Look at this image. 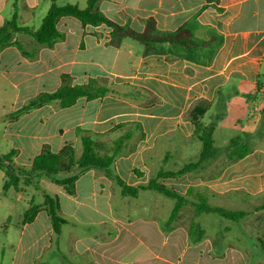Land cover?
Masks as SVG:
<instances>
[{"label": "crops", "instance_id": "obj_1", "mask_svg": "<svg viewBox=\"0 0 264 264\" xmlns=\"http://www.w3.org/2000/svg\"><path fill=\"white\" fill-rule=\"evenodd\" d=\"M82 1L87 0L55 3L79 6ZM49 5V0H0V27L14 18L18 27L36 30ZM96 7L136 32L143 31L147 20L159 34L185 27L195 46L185 50L154 44L144 54L138 42L111 38L105 25H82L71 16L58 19L51 47L16 32L21 49L15 44L0 49V94L10 93L14 102L0 117V140L14 151L16 167L28 168L44 148L58 153L68 145L77 157L79 129L103 135L98 141L108 144L118 135L110 131L113 126L137 122L144 138L132 139L127 147L133 151L118 157L114 168L126 185H145L156 170H167L163 166L171 152L166 148L174 146L182 160L196 155L194 127L184 115L199 100L208 103L201 118L205 124L211 106L216 112L209 118L237 110V137L251 152L231 163L219 161L225 155L218 153L196 173L161 179L180 195L192 188L172 221L174 200L166 210L164 199L149 190L122 196L96 169L79 174L71 194L56 183L65 174L41 175L28 185L1 189L2 216L16 211L21 218L12 235L4 232L2 250L10 253L0 255V264H264V0H100ZM65 78L70 85L111 81L120 94L80 97L66 108L52 101L10 117L27 103L22 101L57 90ZM160 141L163 154L156 151ZM0 178L4 182L2 171ZM197 193L207 206L245 215L231 221L195 213ZM44 194L56 199L65 222L58 233L42 206ZM29 206L39 208L23 223Z\"/></svg>", "mask_w": 264, "mask_h": 264}, {"label": "trees", "instance_id": "obj_2", "mask_svg": "<svg viewBox=\"0 0 264 264\" xmlns=\"http://www.w3.org/2000/svg\"><path fill=\"white\" fill-rule=\"evenodd\" d=\"M56 0H49L50 5L43 16L39 27L31 30L27 27H18L15 19L6 21L0 27V49L8 45L15 44L19 49L20 45L14 40L16 32H24L30 35L36 43L45 47H51L58 33L56 23L63 16H71L77 19L82 25H105L110 28L111 38H128L138 42L145 48L144 54L149 51V46L154 44H168L179 46L185 50H190L195 46L191 32L185 27H179L176 31L167 34L157 33L152 20H147L142 32H136L130 28L120 26L104 14L97 10V3L100 0H87L84 8H79L74 4L57 5ZM65 82L55 91L50 93H41L27 101L22 107L10 115L11 118L17 117L29 110L43 106L52 101L58 102L61 108L71 106L78 98L83 97L87 100L102 97L110 91L104 84L97 83L96 80H89L86 84L70 85ZM101 83V82H100ZM207 104L204 100H199L186 111L184 119L188 120L194 127L193 137L200 142L201 149L196 161H188L177 168L156 170L154 175L150 176L145 185L128 186L116 174L114 168L115 160L133 151V146L127 147L132 139L142 140L144 133L141 125L137 122H124L113 126L110 131H115L118 135L108 144L99 142L98 139L103 135L93 134L87 130H77L79 135L81 152L76 157L73 149L66 145L58 153H52L44 148L35 156L28 168L16 167L12 162L14 151L6 154H0V171L4 174L2 191L9 188H17L19 184L28 185L32 179L41 175L54 176L60 172L65 174L64 178L56 179V183L65 187L67 193L73 192V182L79 174L89 169L101 171L107 178L111 179L120 189L122 196L135 197L138 192L149 190L159 193L166 198L175 201L171 210L168 221H172L178 210L183 206L185 198L190 195L192 188H188L184 195H180L174 190L163 185L160 180L163 178H176L186 173H196L203 168L206 162L215 160L217 151L213 146L212 135L214 132L213 123H203L201 118L206 111ZM251 149L248 144L239 141V137L231 138L224 153L225 160L228 163L235 162L247 155ZM139 174L138 171H133ZM199 203L193 204L195 213L217 214L224 219L238 221L245 212L239 210H229L222 207H210L203 201L202 195L196 194ZM42 206L45 208L55 233L60 231L61 226L65 223L58 214L57 201L54 197L47 194L43 195ZM38 206H29L23 212V223L29 222L38 210ZM264 209V205L261 207Z\"/></svg>", "mask_w": 264, "mask_h": 264}, {"label": "rangeland", "instance_id": "obj_3", "mask_svg": "<svg viewBox=\"0 0 264 264\" xmlns=\"http://www.w3.org/2000/svg\"><path fill=\"white\" fill-rule=\"evenodd\" d=\"M86 6V2L82 1V3L80 2L79 4V8H84ZM133 44H136V42L131 41ZM104 84L107 88H109L110 91L115 92L116 94H118L119 92L117 91V89L112 85L111 81H105L102 83ZM120 94V93H119ZM23 99V98H21ZM28 100L22 101V103H26ZM237 102V100H235ZM21 102V101H20ZM13 99H12V95L10 93H5V94H0V117L3 116V114H5L6 112H8L10 110V106L13 104ZM209 109V112H207V114L213 113L215 114L216 109L214 106H211ZM206 114V116L204 115L203 117V121L207 122V123H213L215 126V130L213 132L212 135V139H213V146L215 147L217 153H225L226 151V145L228 143V140L231 138H234L236 136H238V128L236 126L235 120L237 119V117L239 116V112L237 110H230L228 112H225V114L222 117H218V118H209V116ZM2 125L0 122V133L2 130ZM164 142L160 141L157 145V152L158 153H162L165 150L164 147ZM247 144V143H246ZM251 144V143H250ZM250 146V145H248ZM200 149V143L199 141L194 142V152L198 153V150ZM9 145H6V143L1 142L0 140V154H6L9 152ZM166 150L170 151L171 153V158H168L166 161V164L163 166L165 169L167 170H171L176 168L177 166H179L182 162H188L189 160L194 161L196 155L192 156V157H185L184 160H182V158L178 157V154L175 153V147L172 146L171 148ZM219 161H225V158L222 156V158L219 159ZM64 174L63 172L58 173L57 175H62ZM3 183V179L0 178V192H1V186ZM34 187V186H32ZM149 193H151L154 196L160 197L162 199H164L166 205L163 206L164 209L169 210L172 206L173 200L166 198L165 196L150 191ZM40 199L39 194H36L35 196V202H38ZM260 201L264 202V195H262L260 197ZM18 207L17 208H22V203H17ZM219 206V205H218ZM224 207V206H222ZM226 208V207H225ZM229 208V207H227ZM261 213H264V209H262V211H260ZM21 218V215L19 216V212L17 213L16 211L11 212L9 215L6 216H2V213L0 211V255H2L3 253H5V257L6 255H9L8 253H10V250L8 248L2 250V244L5 243L6 239H5V231H9V234H11L12 229H15V225L18 223L19 219ZM12 235V234H11ZM6 259V258H5Z\"/></svg>", "mask_w": 264, "mask_h": 264}, {"label": "built area", "instance_id": "obj_4", "mask_svg": "<svg viewBox=\"0 0 264 264\" xmlns=\"http://www.w3.org/2000/svg\"><path fill=\"white\" fill-rule=\"evenodd\" d=\"M262 92H264V87H262Z\"/></svg>", "mask_w": 264, "mask_h": 264}]
</instances>
